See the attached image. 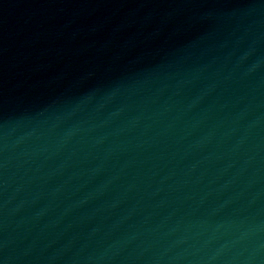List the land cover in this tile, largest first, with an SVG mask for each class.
I'll return each instance as SVG.
<instances>
[{
	"label": "water",
	"instance_id": "obj_1",
	"mask_svg": "<svg viewBox=\"0 0 264 264\" xmlns=\"http://www.w3.org/2000/svg\"><path fill=\"white\" fill-rule=\"evenodd\" d=\"M0 264H264V0H0Z\"/></svg>",
	"mask_w": 264,
	"mask_h": 264
}]
</instances>
